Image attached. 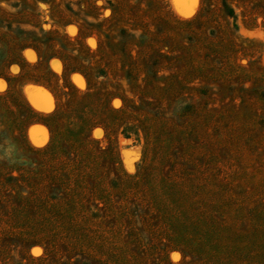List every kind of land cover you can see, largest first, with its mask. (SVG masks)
Returning <instances> with one entry per match:
<instances>
[{"label":"rangeland","instance_id":"1","mask_svg":"<svg viewBox=\"0 0 264 264\" xmlns=\"http://www.w3.org/2000/svg\"><path fill=\"white\" fill-rule=\"evenodd\" d=\"M0 164V264H264V0H0Z\"/></svg>","mask_w":264,"mask_h":264},{"label":"trees","instance_id":"2","mask_svg":"<svg viewBox=\"0 0 264 264\" xmlns=\"http://www.w3.org/2000/svg\"><path fill=\"white\" fill-rule=\"evenodd\" d=\"M51 150H54V149H51ZM3 169L5 170L4 166L2 164H0V170L3 171ZM14 171H19L17 169H11L7 172V175L10 179H16L17 177L13 175ZM45 203H47V201H45Z\"/></svg>","mask_w":264,"mask_h":264}]
</instances>
